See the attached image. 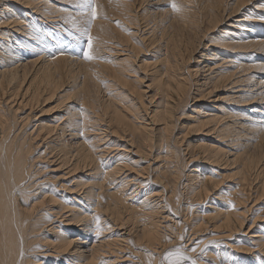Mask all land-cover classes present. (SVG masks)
Wrapping results in <instances>:
<instances>
[{"label": "bare ground", "instance_id": "bare-ground-1", "mask_svg": "<svg viewBox=\"0 0 264 264\" xmlns=\"http://www.w3.org/2000/svg\"><path fill=\"white\" fill-rule=\"evenodd\" d=\"M81 2L0 0V264H264V0Z\"/></svg>", "mask_w": 264, "mask_h": 264}, {"label": "rangeland", "instance_id": "rangeland-1", "mask_svg": "<svg viewBox=\"0 0 264 264\" xmlns=\"http://www.w3.org/2000/svg\"><path fill=\"white\" fill-rule=\"evenodd\" d=\"M137 23V22H136ZM140 54V57H142V56H145L144 54V52L142 51V52H140L139 53ZM263 54H261V56H260V59L259 60H262V59H264V55L262 56ZM258 76H262V77H264V73L262 72L261 74H259ZM147 78H144V82H142V83H144V85H145V83H146V80ZM219 92H221L222 93V95H226L227 93H226V91H225V89H222L221 91H219ZM144 94H145V96H147V95H150V94H152V90L150 89V90H147V89H144ZM259 101L260 100H256V102H258L259 103ZM202 102V101H201ZM200 102V103H201ZM263 102H264V100H263ZM202 103H204V102H202ZM201 103V104H202ZM199 104V103H198ZM263 106H264V103H261ZM192 105H193V100H188V103H187V105H186V107H192ZM187 111L186 112H188V109H186ZM182 119H184V120H186V118H184V117H182ZM184 136H183V139H182V144H187V143H194L195 141H197V140H199L201 137H204L202 134H200V133H197L196 132V130H194V129H186L184 132ZM209 139H211L212 140V138L211 137H208ZM184 146L185 145H183L182 146V148H184ZM227 149H229V148H227ZM233 153H234V151L235 150H231ZM184 153V152H183ZM186 153V152H185ZM183 154L184 155V158H188L187 160H186V162H189V164L188 165H186V167L184 168V174H186V173H188L189 171H191V170H193V168H196L198 171H204V170H206V162L208 163V161L207 160H204L203 158H196L195 160H190L191 158L189 157V154ZM191 163V164H190ZM194 164H195V166H194ZM200 165V166H199ZM191 167V168H190ZM202 168V169H201ZM137 196H138V193H137ZM201 204L203 205V203L201 202ZM262 212V211H261ZM254 213H252L251 212V215L249 216L250 217V224L252 223V221H253V218L255 217L254 215H253ZM252 219V220H251ZM249 235V234H248Z\"/></svg>", "mask_w": 264, "mask_h": 264}, {"label": "snow or ice", "instance_id": "snow-or-ice-1", "mask_svg": "<svg viewBox=\"0 0 264 264\" xmlns=\"http://www.w3.org/2000/svg\"><path fill=\"white\" fill-rule=\"evenodd\" d=\"M90 4V0H82V2L80 4H78V7L84 9V8H88ZM171 7L173 9V11H178V7L177 4L175 3V0H171ZM97 16V12H96V8L92 7L91 10V17L92 19H95ZM92 37L91 35L87 36V50H84L82 52V58L88 61H91L94 57L91 53V49L93 47L92 44ZM81 135H83V133H81ZM97 227H99V221L97 219ZM214 243V242H213ZM197 247H199V245H197ZM192 251L195 252L196 248H192ZM204 249H201V252H203ZM173 257H175V259H173ZM183 259H185L184 256L181 255L179 249H177L175 252H168V254L165 256V260L168 261V264H180V261H182ZM192 264H196V261L193 260ZM228 264H233V262L231 261V259L228 260Z\"/></svg>", "mask_w": 264, "mask_h": 264}]
</instances>
